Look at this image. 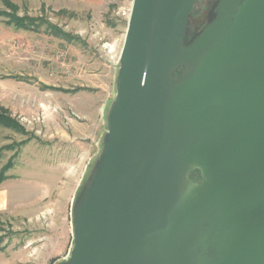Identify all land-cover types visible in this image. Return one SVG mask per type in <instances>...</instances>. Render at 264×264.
<instances>
[{"label":"water","instance_id":"water-1","mask_svg":"<svg viewBox=\"0 0 264 264\" xmlns=\"http://www.w3.org/2000/svg\"><path fill=\"white\" fill-rule=\"evenodd\" d=\"M195 1L132 2L64 264H264V0H218L186 43Z\"/></svg>","mask_w":264,"mask_h":264},{"label":"rangeland","instance_id":"rangeland-1","mask_svg":"<svg viewBox=\"0 0 264 264\" xmlns=\"http://www.w3.org/2000/svg\"><path fill=\"white\" fill-rule=\"evenodd\" d=\"M9 1L16 9L0 0V105L24 129L0 125V149L12 145L0 150V174L32 180L37 196L31 211L28 186H10L21 190V202L6 199L0 213V264H64L73 248L74 203L102 152L133 0H105L99 7ZM217 2L195 1L186 43L215 16ZM17 14L37 23L46 19L80 39L67 40L47 24L21 26L12 21ZM16 93L31 105L15 101L21 108L11 106L9 98ZM33 114L45 121L34 127L24 118ZM65 115L74 118L67 122ZM201 175L193 168L188 178L199 182Z\"/></svg>","mask_w":264,"mask_h":264},{"label":"crops","instance_id":"crops-1","mask_svg":"<svg viewBox=\"0 0 264 264\" xmlns=\"http://www.w3.org/2000/svg\"><path fill=\"white\" fill-rule=\"evenodd\" d=\"M17 2H37V1H47V2H62V1H66V2H73V3H78V4H82L83 7L85 5H88V6H95V7H99L100 5H103V2H105V0H16ZM10 105L13 106H18L20 107V105H18L15 101H18L19 104H23V106L26 108V107H29L31 104L29 103V99L26 100L25 99H20L19 98V95L16 93L14 95H12L10 98ZM34 104V102H33ZM21 108V107H20ZM21 184H23V186H21ZM21 186V187H27V191L26 193L28 194V197H29V207H30V210L32 211L34 209V206H35V203H36V196H37V188H36V185H35V182H33L32 180H17L16 178H12V177H9V178H6L2 181H0V213H2L4 211V208L6 206V199L10 200V199H14L16 197H18V200L17 202H21L20 199V195L19 193H21V190H17L16 187H15V190H11V187L12 186L14 188V186ZM24 192V191H23ZM26 195V194H25ZM31 202H32V208H31ZM28 211V214L31 213V211ZM18 213L20 212V209L17 210ZM30 212V213H29ZM34 212V211H33Z\"/></svg>","mask_w":264,"mask_h":264},{"label":"trees","instance_id":"trees-1","mask_svg":"<svg viewBox=\"0 0 264 264\" xmlns=\"http://www.w3.org/2000/svg\"><path fill=\"white\" fill-rule=\"evenodd\" d=\"M6 5L11 6L13 8L16 9L15 4H12L9 0H4ZM13 16V20L15 23L21 25V26H27V28H37L39 26H41L42 24H47L48 28H51L55 33H57L59 36L66 38L67 40H79L80 37L79 36H71V34H69L68 32L65 31H61L59 30V28H57L56 26H54L52 23L46 22L47 20H43L41 18H38V20L40 19L41 21L39 23H37V19H31L27 16L25 17H20L17 15H12ZM36 23V26H33V24ZM9 110L3 106L0 105V125L6 126V127H11L14 129H18V130H23V126L13 117L10 116L9 114ZM5 148H10L12 147V145H6L3 146ZM2 147V148H3ZM1 148V149H2ZM0 149V150H1ZM4 178H6L5 174L2 173L0 174V181L4 180Z\"/></svg>","mask_w":264,"mask_h":264},{"label":"built area","instance_id":"built-area-1","mask_svg":"<svg viewBox=\"0 0 264 264\" xmlns=\"http://www.w3.org/2000/svg\"><path fill=\"white\" fill-rule=\"evenodd\" d=\"M130 12H131V10H130ZM130 12H129V16H130ZM40 105L43 107L42 108V112H43V110L45 109V104L44 103H40ZM44 113V112H43ZM73 114L75 113V112H72ZM72 114V115H73ZM71 115H65V118H66V121L67 120H70V118L72 117V118H74L73 116H71ZM24 118H25V120L29 123V124H32L34 127L35 126H37L38 124H40V123H43L45 120H44V115H42V114H33L31 117H25L24 116ZM67 122H69V121H67ZM31 126V125H30ZM35 129V128H34ZM35 132H37V133H39V132H41V128H36L35 129Z\"/></svg>","mask_w":264,"mask_h":264}]
</instances>
